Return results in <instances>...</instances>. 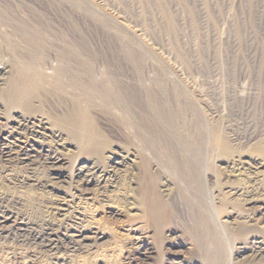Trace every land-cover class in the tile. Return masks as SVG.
Wrapping results in <instances>:
<instances>
[{
	"label": "rangeland",
	"instance_id": "1",
	"mask_svg": "<svg viewBox=\"0 0 264 264\" xmlns=\"http://www.w3.org/2000/svg\"><path fill=\"white\" fill-rule=\"evenodd\" d=\"M0 6L44 27L50 46L78 38L83 64L123 87L109 89L108 101L85 85L74 90L50 50L47 92L26 111L8 107L17 67L0 51L8 68L0 81V264H264V0ZM145 86L180 117L169 150L160 132L143 167L134 127L121 121L141 115L125 98L143 99ZM79 106L94 130L82 144L60 123ZM194 170L205 182L200 199ZM41 220L52 223L57 251L11 240Z\"/></svg>",
	"mask_w": 264,
	"mask_h": 264
},
{
	"label": "bare ground",
	"instance_id": "2",
	"mask_svg": "<svg viewBox=\"0 0 264 264\" xmlns=\"http://www.w3.org/2000/svg\"><path fill=\"white\" fill-rule=\"evenodd\" d=\"M75 31L77 30L75 29ZM84 49L83 43L75 37L56 40L55 44L50 46L44 27L40 25L33 26L29 22L20 21L18 18L11 16L7 9H3L0 6V51L9 54L12 65L17 67L16 74L9 79L8 91H6L4 103L8 107L20 108L26 111L29 109L30 103L34 98L39 97L41 93L47 92L44 88V84L47 80L44 67L50 64V61H48L50 56L48 51L50 50H52V55L58 61V68L55 72H58L59 78H66L68 80V85L73 87L74 90L81 91L82 86L85 85L86 88H91L94 94L101 97L106 96L107 99H105V101L110 100V97L107 95L109 89L113 87L117 88V91H121L118 88L123 87L115 83L114 78L110 74L103 73L98 76L96 72L91 69V65L88 66L91 62L83 64L81 56L83 55ZM84 66L86 68L82 71L80 67ZM23 67H26V69ZM7 72V65L0 64V81L2 80V76ZM35 75L39 76V81L34 79ZM56 81L59 80L56 79ZM53 85H57L60 92H64L67 87L62 83H53ZM139 87L142 88L143 86ZM145 88L146 94L143 99L139 96H137L138 98L130 96L125 98V103L128 105H131V101H134V104L139 107L138 111L141 115L139 114V117H134L129 121H121L122 123H128V125L134 127L131 130L135 132L131 133L141 144L137 155L143 167H146V156L144 151L148 149L149 145L154 146V143H158L157 136H159L160 132L161 135L167 136L164 139L165 144L163 147L165 150H169L170 144L167 142H169V140L172 141V139L171 137L168 138V135L171 136L176 133L173 119H178V117H180V113H178L177 110L173 109L170 112L167 111L164 104L158 100L157 96L153 94L147 86H145ZM183 94H185L184 91H182L179 96L176 94V96L182 98ZM169 106L173 108L170 104ZM146 116H148V118H146ZM118 119H120V117H118ZM146 119L150 122L149 126ZM60 123L63 125L64 129L76 139L77 143H85L88 138L90 141L92 140V133L94 130L91 129L90 126L91 120L80 106L74 112L68 114ZM161 142H163V140ZM97 148H100V146ZM101 174H104V172H101ZM192 179L198 192V199H200L201 193L205 187V182H201L202 179L199 178V174L196 170L192 172ZM1 204L2 198H0V205ZM41 221V223L39 222L35 227L16 228L15 231L12 232L9 229L10 231L6 234L11 232L10 235L12 237H10L12 241L28 249L31 248L30 250L33 248L34 251L38 250L45 255L53 253L59 249L58 243L60 242L57 243L53 238L55 230L52 227L53 225H51L52 223L50 224V222H46V220ZM1 228L2 227H0V238H4V230ZM74 242L75 241L72 240L66 241V246L72 251L78 250L79 248L76 243L78 241L75 242L77 245H75ZM25 250L27 249L25 248ZM31 252H33V250Z\"/></svg>",
	"mask_w": 264,
	"mask_h": 264
}]
</instances>
